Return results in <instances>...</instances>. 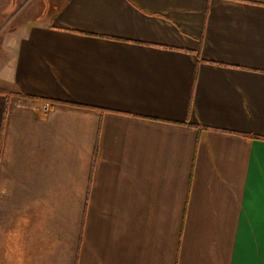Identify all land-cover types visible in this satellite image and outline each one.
Instances as JSON below:
<instances>
[{"label": "crops", "instance_id": "1", "mask_svg": "<svg viewBox=\"0 0 264 264\" xmlns=\"http://www.w3.org/2000/svg\"><path fill=\"white\" fill-rule=\"evenodd\" d=\"M36 6L0 86V264H264V0Z\"/></svg>", "mask_w": 264, "mask_h": 264}, {"label": "rangeland", "instance_id": "2", "mask_svg": "<svg viewBox=\"0 0 264 264\" xmlns=\"http://www.w3.org/2000/svg\"><path fill=\"white\" fill-rule=\"evenodd\" d=\"M40 0H0V86L8 76L7 58L12 54L14 34L20 23L37 9ZM38 16V15H37ZM36 16V17H37ZM36 19V18H35Z\"/></svg>", "mask_w": 264, "mask_h": 264}, {"label": "trees", "instance_id": "3", "mask_svg": "<svg viewBox=\"0 0 264 264\" xmlns=\"http://www.w3.org/2000/svg\"><path fill=\"white\" fill-rule=\"evenodd\" d=\"M0 94L4 95L6 98L8 97V93H5L3 90L0 89Z\"/></svg>", "mask_w": 264, "mask_h": 264}]
</instances>
